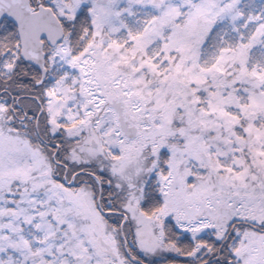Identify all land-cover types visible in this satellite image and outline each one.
<instances>
[{
	"label": "snow or ice",
	"instance_id": "6c2138e0",
	"mask_svg": "<svg viewBox=\"0 0 264 264\" xmlns=\"http://www.w3.org/2000/svg\"><path fill=\"white\" fill-rule=\"evenodd\" d=\"M0 264H264V0H0Z\"/></svg>",
	"mask_w": 264,
	"mask_h": 264
},
{
	"label": "flooded vegetation",
	"instance_id": "af4514ba",
	"mask_svg": "<svg viewBox=\"0 0 264 264\" xmlns=\"http://www.w3.org/2000/svg\"><path fill=\"white\" fill-rule=\"evenodd\" d=\"M166 257H169V258H171L174 254H164ZM178 259H180V258H178Z\"/></svg>",
	"mask_w": 264,
	"mask_h": 264
},
{
	"label": "rangeland",
	"instance_id": "374dc122",
	"mask_svg": "<svg viewBox=\"0 0 264 264\" xmlns=\"http://www.w3.org/2000/svg\"><path fill=\"white\" fill-rule=\"evenodd\" d=\"M181 259H183V258H181Z\"/></svg>",
	"mask_w": 264,
	"mask_h": 264
}]
</instances>
